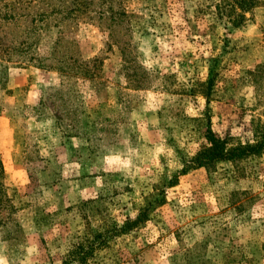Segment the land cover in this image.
Masks as SVG:
<instances>
[{
  "label": "rangeland",
  "instance_id": "374dc122",
  "mask_svg": "<svg viewBox=\"0 0 264 264\" xmlns=\"http://www.w3.org/2000/svg\"><path fill=\"white\" fill-rule=\"evenodd\" d=\"M212 2L0 0V264H82L127 220L85 264H264V151L190 164L206 128L226 147L264 135V4L232 29ZM45 67L64 72L38 98L31 76L7 83Z\"/></svg>",
  "mask_w": 264,
  "mask_h": 264
},
{
  "label": "trees",
  "instance_id": "16d2710c",
  "mask_svg": "<svg viewBox=\"0 0 264 264\" xmlns=\"http://www.w3.org/2000/svg\"><path fill=\"white\" fill-rule=\"evenodd\" d=\"M264 0H213L211 6L212 11L211 19L213 23L216 22H222L229 28L235 29L240 26H242L245 21L247 20L246 15H249L251 10L263 6ZM0 60V79L4 76L5 71V65ZM44 69H50V67H45ZM57 72H64L60 71L58 69H54ZM211 82V79L205 83V84H198L199 86H209ZM208 89V88H207ZM206 90L205 93L201 94L203 97L207 100L208 91ZM264 127V123H263ZM205 137L208 141L209 147L203 151H201L196 157L192 159L190 162L191 167L193 169L195 168H209L213 166L217 162H223V161H229V162H236L238 160H241L243 158L247 157H254L257 156L259 153L264 151V135L261 134L260 140H256L254 138L253 142L251 144H245L240 145L236 144L233 146L226 147V144L223 140L217 138L213 135L212 132L208 128H206L205 131ZM2 174V168L0 165V175ZM185 174V167L183 166L180 170L179 175ZM175 178V177H174ZM166 186H172V181L168 182ZM1 196V195H0ZM152 196L147 197V202H145L144 206L140 209L139 214L136 217V220L138 218H144L146 215L153 210L156 205L159 204L156 199L152 201H148V199H151ZM2 200L0 198V207H1ZM84 203L83 205H85ZM95 212L96 209H93ZM81 218H85V216H80ZM130 223H134V221H126L120 228H112L107 227L105 234L103 237L100 236H94L92 240H88L84 243L83 247L81 248V252L79 254V263L85 264L88 255L93 253V250H95L99 245L100 248L97 249H104V247H108L109 241L112 239L113 235H121L124 234L127 230V225ZM4 225V222L0 221V226ZM98 239H100V242H98ZM81 256V257H80ZM201 261L200 263H204L201 258H199ZM188 264H192L188 262Z\"/></svg>",
  "mask_w": 264,
  "mask_h": 264
},
{
  "label": "crops",
  "instance_id": "0c3cea01",
  "mask_svg": "<svg viewBox=\"0 0 264 264\" xmlns=\"http://www.w3.org/2000/svg\"><path fill=\"white\" fill-rule=\"evenodd\" d=\"M90 28H93L89 26ZM96 28H93L94 30ZM95 32V31H93ZM75 39H78V36H75ZM90 42L88 43H79V56L82 59H90L94 57L99 50L102 47V42L100 39L96 40L95 37L90 38ZM112 56V55H111ZM114 60H108L106 59L104 61L105 65L108 62L116 61L117 63L119 62L116 53H113ZM120 67V66H118ZM115 67L113 69H110V71H113V76H121L123 77V73L119 72V68ZM34 72L31 70H23L20 74H14L9 76L7 83L10 84L12 88H21L25 85H27V78L31 76V83L29 85V90L27 91V94L33 95V97H39V92L44 89H56L59 88L60 85V73L57 72L56 70L52 69H37L33 68ZM38 72V73H36ZM42 73V74H41ZM107 89H104L103 91H100L98 93V96L104 94ZM105 91V92H104ZM2 158V157H1Z\"/></svg>",
  "mask_w": 264,
  "mask_h": 264
}]
</instances>
